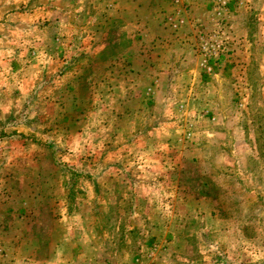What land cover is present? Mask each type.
I'll list each match as a JSON object with an SVG mask.
<instances>
[{
  "label": "rangeland",
  "instance_id": "obj_1",
  "mask_svg": "<svg viewBox=\"0 0 264 264\" xmlns=\"http://www.w3.org/2000/svg\"><path fill=\"white\" fill-rule=\"evenodd\" d=\"M144 1L157 13L147 14L154 21L147 33L174 43L132 47L138 32L119 18L100 23L111 15L100 13L98 0H0V42L27 36L32 45L21 60L43 74L36 97L59 108L37 104L34 123L32 102L0 113V132L25 118L6 131L29 134V126L37 143L55 150L43 149L42 157L27 148L32 164L12 153L22 164L10 163L9 189L0 184V264H264V0ZM13 46L0 44L4 70L12 68ZM162 47L166 53L155 54ZM170 65L196 75L176 80L166 72ZM147 68L162 80L153 94ZM4 76L5 83L18 81ZM12 99L20 98L9 93L7 104ZM163 99L170 111L187 104L177 112L176 123L187 126L182 132L161 128L156 104ZM204 104H216L218 123L198 116ZM128 125L143 140L157 133L159 148V140L173 138L164 158L145 157L147 164L161 161V171L128 165L118 179ZM183 151L196 154L200 167L174 158ZM151 175L156 184L148 188ZM65 207L72 225L61 221ZM68 228L74 235L62 243ZM56 246L63 250L57 258Z\"/></svg>",
  "mask_w": 264,
  "mask_h": 264
},
{
  "label": "crops",
  "instance_id": "obj_2",
  "mask_svg": "<svg viewBox=\"0 0 264 264\" xmlns=\"http://www.w3.org/2000/svg\"><path fill=\"white\" fill-rule=\"evenodd\" d=\"M100 2V6H99V11L100 13H102L104 11V13H109L111 18H107V22L105 23V21H101L100 23H103V25L106 26V24H111L112 22H118V18L120 20H125L126 21V27L129 28L131 30V32H138L136 35H132L130 39V44L131 46H137L138 44L140 45H144L148 51H151V49H154V44H158L162 43L163 45H168L171 43H174V41H172V39L169 40H165V38L160 39L157 37H152L149 35V33H147V31H149L148 29L152 28L154 21L149 17H148V13H156V11L154 10V8H150L148 11H146V9L148 8V4L145 3L144 0H98ZM155 16H157V13L155 14ZM101 26V28H105ZM166 26V25H165ZM163 25L164 28H168L167 26L165 27ZM34 31L36 30L34 27L32 28ZM169 29V28H168ZM163 30V28H162ZM140 33V34H139ZM38 33L37 31L32 33V36H36ZM144 34V35H141ZM138 36H140L141 38L139 39ZM10 37V36H9ZM34 40L32 41V43L36 42V46H39V43L37 42V39L35 41V37H33ZM3 39V38H2ZM160 39V40H159ZM28 38L27 36H24L23 39H19L18 40H5L3 39L2 42H0V44L5 43H10V44H14L13 46V51L11 53L10 58H11V64H12V68H7V70H4L1 66H0V100L1 102L3 101V99L5 98L6 102L0 104V113L2 114H6V110L7 109H16V106L19 107L20 104H25L23 107H20L21 110L26 109L27 107V103L32 102L33 104V108L30 106V110H31V115H33V118L29 121V122H39V120H37V113L36 111L38 110V106L39 105H44L45 106L48 104H55L54 105V110L59 109L56 106V102L52 101L51 99L45 100L42 99L40 97V95L43 93L41 91V86L43 85V82H40L42 80L43 74L41 75V71L39 68H35L34 66L31 65V67L27 66V59L24 60V62L21 60L27 53V51L25 50L26 45H28V47H30L32 44L30 42L27 41ZM180 45H182L180 43ZM163 50H157V52L155 54H159L161 53V55H163V53H166V50L164 49V47H162ZM38 51V49H36ZM26 51V52H25ZM2 53V52H1ZM39 53V51H38ZM56 55L59 54L56 53ZM172 55V54H170ZM174 55H172L173 58ZM142 57V56H140ZM143 58V57H142ZM178 59H181L180 57H178ZM58 61V60H57ZM14 63V66H13ZM23 63V64H22ZM22 64V65H20ZM149 65V63H148ZM39 66V65H38ZM154 67H163V66H159V65H155ZM154 67H150L152 69L151 70L154 74H157L158 71L156 70V72H154L153 70L155 69ZM154 68V69H153ZM147 71H145V73L143 74L144 77L151 79L150 82H154L151 83L148 86V92L151 94L155 93L157 91V88L161 87V83L162 80L159 79H153L150 74L152 72H148V68L146 69ZM167 74L169 76H172L174 78H176V80H179L180 77H184L187 75H196L193 69L191 71H186V69H182L180 67V69L178 70V68L176 67V65H170L168 68V71H166ZM7 75L11 78V76L14 77H18V81L15 84L12 80L10 81V83H5V76ZM160 74V78L162 79V74ZM135 76L137 77L138 74L135 73ZM178 77V78H177ZM34 78V81H31L30 79ZM153 79V80H152ZM22 84V86H20ZM58 84V83H56ZM6 85H9L10 88H8ZM19 85V86H18ZM52 85V84H51ZM47 87H50V85H48ZM47 87H43L42 90H44ZM159 91H161V89H158ZM41 92V93H40ZM9 93H14L17 94V96H19L20 99L24 100V102H21L20 99H12L14 100V102H12L11 104H7V98H9ZM37 93H40L39 95V99L36 97ZM27 97H31V101L27 102L25 101V99ZM36 97V98H35ZM25 98V99H24ZM165 99V98H164ZM164 99L161 101L162 104H160L159 106L156 104V107H158L159 109L163 110V115L162 117V123H160L161 128H163L164 130H167L169 134H173L174 132H182L187 126L186 124H183L182 127H179L177 120L179 115L177 114V112L182 113V112H186L187 110V104H179L180 106L176 108V110H169L168 106L170 104H168V106L164 103ZM18 104V105H16ZM26 107V108H25ZM49 107V106H47ZM19 109V108H18ZM155 109V108H154ZM169 110V113L167 112ZM172 112V113H171ZM218 109L216 107V104H204V106H202V109L198 110V116L200 114V117L204 118L206 121H209L212 124L218 123L215 122L217 121V116H219V114L217 113ZM50 116H55L56 118V114H54V112L52 111L51 114H49ZM25 119V118H23ZM23 119H21L20 121H9V123H5L4 127L2 128V131L0 132V140H2L0 142V161L4 164H1L4 166V168L2 169V172L4 177H2L0 179V184L2 185V187L4 188H10V182H9V177L8 174L9 172H11L12 170L9 168L10 163L15 161L14 159H18L19 162L22 164V162L20 161V158H17L16 156H14L13 151H17V152H21V157L24 154L25 158L22 159H27L30 164H32V162L35 160V156H30L31 154H29V151L31 149H34L33 153H36V149H38L42 155V157H44L47 154H42L45 153L44 150L45 148H49L52 151L54 148H51L48 146V141L44 142L45 145L41 146L39 143H37V139L35 138V135L33 136V132H31L32 129L31 127H27L26 125H24L25 131L30 130L29 134H23V133H19L17 131L15 132H8L6 131V129L8 128V126H11L12 124L16 123V124H21L23 122ZM64 118H62L63 120ZM134 116L131 117L130 121H128L130 124L134 123ZM12 122V123H10ZM165 122V123H163ZM162 124H164L162 126ZM128 129H130L128 132H124V134L122 135L123 137H130L129 139H124L122 138L120 140V144L118 145L120 147V151L118 150V153H121L120 156L118 157V179L119 178V174L122 175V173H124V171L126 170V167H128V165H132V167H134L137 171L141 172V173H153L156 169H158V172L161 171V161L157 162V165L155 166V162H150L149 164L144 163L145 161V157L149 156L150 154H156L161 158H164L165 154L167 152H170L171 150L169 148V145L173 144V138H165V139H161L158 142L160 143V148L156 146V142H153V140L155 139V135H157V133H153L151 132L149 134V136H147L144 140L141 139L140 137H138L136 135V133L134 131H136L135 126L132 125H128V126H124ZM30 128V129H29ZM134 128V129H133ZM182 128V129H181ZM216 129V128H215ZM230 129L233 130V135L235 134V127L232 125L230 126ZM154 131V129H152ZM157 131V129L155 130ZM240 132V131H239ZM236 132V135H239L240 133ZM217 133V132H216ZM219 134V133H217ZM17 137H14V136ZM209 135H211V133H209ZM227 135H229V132L227 133ZM158 136V135H157ZM37 137V136H36ZM239 136L234 137L233 136V142L235 139L234 144L237 145L239 144V140H238ZM53 139V138H52ZM230 139H232V137L230 136ZM141 140V141H140ZM171 140V141H170ZM141 143V146L139 147V144ZM39 144V145H38ZM23 148V150H20V148ZM27 148H30V150L26 151ZM44 149V150H43ZM166 151V152H165ZM32 152V151H30ZM232 153H235L234 151H231ZM13 153V154H12ZM125 153V155H124ZM177 154V153H176ZM168 155V154H167ZM235 154H232V156H234ZM236 155H238V153H236ZM14 156V157H12ZM198 156L195 154V156L193 154H191L189 151H183V152H179V155H175L174 158L178 159L180 158L181 160H185V161H190L192 162L195 166H197L196 163L199 164L200 159L197 158ZM123 158H129L128 161H126L125 163L122 162ZM197 159V160H196ZM178 162V161H177ZM170 163V162H169ZM17 167H20L19 165H16ZM74 166V164H73ZM200 167V166H197ZM131 168V167H130ZM163 169V168H162ZM136 171V172H137ZM153 171V172H152ZM202 173V172H201ZM200 175V174H199ZM7 176V178H5ZM140 176V174H139ZM147 183L146 186L152 187V185L154 186V183L156 184V180H154L153 176H149L146 178ZM135 183V181L133 179L129 180L128 185L130 188H135L136 185H133ZM121 186L120 181L118 180V187ZM122 187V186H121ZM8 209V208H7ZM5 207L2 208V211L4 212ZM60 215L62 216V222L66 223L67 221H69V224H73L74 220L73 217H71V213L68 211V209H63L60 212ZM72 228H68V230H66V233L64 234V238L62 239V243L64 242H69L70 240V236L74 235L71 231ZM60 251H63L60 247L56 246L55 247V256L57 258L58 254L60 253ZM3 253V252H2ZM54 253L52 254V256L54 255ZM2 257L4 256V253L2 254ZM49 262H52L49 261ZM57 264V263H56Z\"/></svg>",
  "mask_w": 264,
  "mask_h": 264
}]
</instances>
